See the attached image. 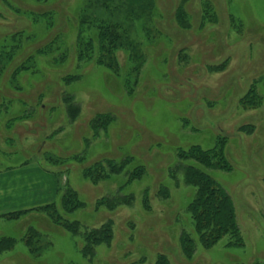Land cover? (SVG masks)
<instances>
[{
    "label": "rangeland",
    "instance_id": "rangeland-1",
    "mask_svg": "<svg viewBox=\"0 0 264 264\" xmlns=\"http://www.w3.org/2000/svg\"><path fill=\"white\" fill-rule=\"evenodd\" d=\"M180 1L143 0L141 15L125 22L130 44L141 53L137 84L128 94L123 78L133 46L113 54L119 77L92 60L77 61L78 16L87 0H0V101L5 103L0 150L6 152L0 153V171L5 165L24 169V180L44 182L45 189L54 183L57 206L64 185L83 203L69 213L60 210L64 220L79 223L76 235L40 212L0 218V237L15 239L12 250L0 253V264H154L160 255L170 264H264V0H186L181 6L188 28H179L174 19ZM204 2L211 7L207 19L213 14L216 22L203 21L202 27ZM89 11L90 19L110 13ZM112 18H118L115 12ZM81 29L82 37H94L92 21ZM53 40L51 51L37 53ZM29 56H34L32 69L10 84L14 69ZM66 75L79 79L65 85ZM251 88L260 100L253 106L241 100ZM68 104L79 109L73 122ZM101 113L112 114L114 121L95 135L90 121ZM18 116L26 117L6 130L5 121ZM218 135L227 137L231 169L200 168L231 198L238 234H225L206 249L190 211L197 187L184 180L182 167L190 161L178 153L192 145L212 148ZM45 155L53 160L45 161ZM125 157L132 161L108 179L92 183L82 176L98 161ZM136 166L145 174L122 187ZM130 194L131 202L97 208L98 200ZM37 200L31 198L27 208ZM108 221L110 243L94 246L91 257L82 254L84 235ZM29 227L45 246L36 258L21 239ZM188 236L195 248L190 259L180 246ZM237 239L240 244L232 245Z\"/></svg>",
    "mask_w": 264,
    "mask_h": 264
},
{
    "label": "trees",
    "instance_id": "trees-1",
    "mask_svg": "<svg viewBox=\"0 0 264 264\" xmlns=\"http://www.w3.org/2000/svg\"><path fill=\"white\" fill-rule=\"evenodd\" d=\"M142 1L143 0H87L85 8L81 9L78 16L79 25L78 33L75 40V46H77V61H91L96 65L107 69L110 73L119 77L121 75V69L119 68L116 59L114 58V53L118 48H124L129 50L128 46L132 47L128 51L127 61L129 67L124 74V86L128 94L134 91V87L137 84V79L140 70V58L141 53L138 51V45L130 44L131 39L128 36V31L125 22L131 20V17H139L142 11ZM149 3L153 0H147ZM186 0H181L180 5L176 8L174 12V19L179 28H188L189 21L187 15L184 12V8L181 6ZM85 2V1H84ZM208 3V1H207ZM202 4V21L200 25L203 27L208 23H215V15L212 14V19H207V7L211 4ZM84 4V3H83ZM83 8V7H82ZM103 9L110 11V13L103 18H98L96 15L93 19H90V11L86 13L87 9ZM211 8V7H210ZM114 12L117 14L118 18L114 19ZM213 12V11H212ZM48 14L43 12V15ZM121 15H123L121 17ZM124 17V18H123ZM121 19V21L119 20ZM119 20V21H117ZM92 24L95 28L94 37H82L81 29L83 24ZM95 21V23H93ZM205 23H204V22ZM127 25V24H126ZM13 39V38H12ZM55 46V40L49 42L45 47L37 51V53H48ZM15 46L11 47L7 51V58H12L15 52ZM77 51V50H76ZM65 56L60 55V58ZM34 62V56H29L26 60L21 63L18 67L14 69L10 75L9 82H15L17 75L21 71H27L32 69L30 65ZM79 79V75H66L62 77V82L70 84L73 81ZM1 90V89H0ZM71 96H65L64 100L69 102ZM242 101L248 103L249 106L256 105L260 102L259 97L256 93L253 95L252 88L242 96ZM5 107V103L0 101V111ZM66 112H68L69 119L71 122L78 116L79 109L72 106L71 104L66 105ZM26 117V116H24ZM22 116L13 117L5 121L4 127L6 130L10 131L13 123L15 121L22 120ZM114 121V117L110 113H101L96 115L91 121L90 126L94 134L97 135L99 131H106L109 125ZM7 131V132H8ZM8 139V138H7ZM9 140V139H8ZM227 143V137L224 135H218L215 139L214 145L209 149H202L199 145H192L187 150L179 151L178 157L185 161H190V164L184 165L182 167L184 180L187 184L195 185L197 191L194 199L191 203V213L194 219V226L196 230V235L200 245L203 248H210L225 234L231 236H236L238 234V227L236 223V215L234 206L229 195L224 191L221 186H219L216 181L206 174L200 167H208L217 170L228 171L231 169L226 155L225 146ZM0 153L6 154L5 151L0 150ZM45 161H52L51 156H43ZM80 159V157H77ZM55 160V159H54ZM57 160V159H56ZM132 161V158L125 157L120 161L104 160L94 163L92 166L83 169L82 176L88 178L92 183H97L100 180L108 179L111 175H116L121 173L125 167ZM2 166V165H1ZM6 168L8 166L5 165ZM1 167V168H5ZM145 174V169L142 166L134 167L128 174L126 182L122 185L125 186L134 180L140 179ZM66 188L63 189L60 195V204L49 203L41 207L19 211L14 213H9L1 215L0 218H5L8 220H16L27 214L28 212H40L47 216L49 221L56 226H60L62 229L66 230L72 235H76L79 229V223L75 221L64 220L62 213H69L75 209L83 206L82 201L78 198L75 190L70 188L68 185H64ZM145 195V194H144ZM133 195H121L118 198L113 197L109 199H103L97 201L98 207H106L109 210L116 208L119 205L131 202ZM60 207V208H58ZM112 238V229L110 221L104 224L101 228L95 229L93 231L87 232L84 235V243L81 248V252L84 255L92 256L94 253V246L99 244L108 245ZM22 241L27 248L28 254L33 257H39L45 248L44 245L39 243L37 239V231L33 227L27 228L22 236ZM186 239V240H185ZM232 245H239L240 239L231 242ZM15 245V239L9 236L0 237V253L8 252L13 249ZM183 255L186 259H190L194 252V240L189 238L183 239V244L180 245ZM154 264H170L168 259L164 255L158 256Z\"/></svg>",
    "mask_w": 264,
    "mask_h": 264
},
{
    "label": "crops",
    "instance_id": "crops-1",
    "mask_svg": "<svg viewBox=\"0 0 264 264\" xmlns=\"http://www.w3.org/2000/svg\"><path fill=\"white\" fill-rule=\"evenodd\" d=\"M34 173L40 174L36 171ZM24 175H26L24 169H19L15 172L5 167L4 170L0 171V216L53 203L52 196L56 190L54 183L51 182L45 189L46 185L44 182L35 181L37 184H31L28 177L24 180ZM39 183H43L41 190L37 188ZM34 197H38L36 206L27 208L29 207L30 199ZM41 198L42 200H40Z\"/></svg>",
    "mask_w": 264,
    "mask_h": 264
}]
</instances>
